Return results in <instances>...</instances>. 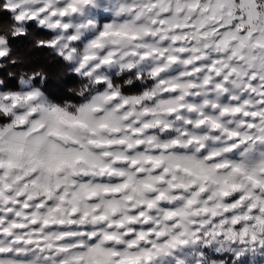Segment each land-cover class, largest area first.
<instances>
[{
	"label": "clouds",
	"instance_id": "1",
	"mask_svg": "<svg viewBox=\"0 0 264 264\" xmlns=\"http://www.w3.org/2000/svg\"><path fill=\"white\" fill-rule=\"evenodd\" d=\"M0 264H264V0H0Z\"/></svg>",
	"mask_w": 264,
	"mask_h": 264
},
{
	"label": "trees",
	"instance_id": "2",
	"mask_svg": "<svg viewBox=\"0 0 264 264\" xmlns=\"http://www.w3.org/2000/svg\"><path fill=\"white\" fill-rule=\"evenodd\" d=\"M21 43H27L26 38H23L22 41H21ZM70 79H71V78H70ZM11 84H12L13 86H15V80L11 81ZM52 87H53L52 83L49 82V85H48L49 90H51Z\"/></svg>",
	"mask_w": 264,
	"mask_h": 264
}]
</instances>
